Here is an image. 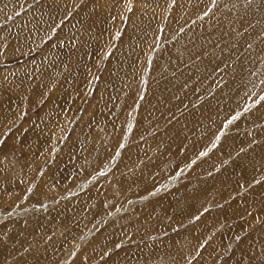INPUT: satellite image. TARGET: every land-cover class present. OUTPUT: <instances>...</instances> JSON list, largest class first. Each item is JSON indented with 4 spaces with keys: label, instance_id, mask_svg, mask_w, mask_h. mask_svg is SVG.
I'll use <instances>...</instances> for the list:
<instances>
[{
    "label": "rangeland",
    "instance_id": "1",
    "mask_svg": "<svg viewBox=\"0 0 264 264\" xmlns=\"http://www.w3.org/2000/svg\"><path fill=\"white\" fill-rule=\"evenodd\" d=\"M138 222L264 264V0H0V264Z\"/></svg>",
    "mask_w": 264,
    "mask_h": 264
},
{
    "label": "crops",
    "instance_id": "2",
    "mask_svg": "<svg viewBox=\"0 0 264 264\" xmlns=\"http://www.w3.org/2000/svg\"><path fill=\"white\" fill-rule=\"evenodd\" d=\"M92 213L84 218L85 223H90ZM40 220V225L46 228L45 220ZM27 224L21 228L25 236L31 228L39 226L35 221ZM186 229L180 232L175 231L174 225L138 222L109 230L101 223L79 239L63 264H215L216 259L206 258L205 252L201 251L204 249L202 244L198 246L200 242L192 240L193 234L189 227ZM37 256V259L33 257V263L46 264L43 251Z\"/></svg>",
    "mask_w": 264,
    "mask_h": 264
}]
</instances>
